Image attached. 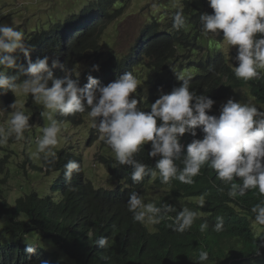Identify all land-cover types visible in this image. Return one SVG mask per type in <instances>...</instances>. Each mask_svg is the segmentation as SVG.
<instances>
[{"label":"clouds","instance_id":"clouds-1","mask_svg":"<svg viewBox=\"0 0 264 264\" xmlns=\"http://www.w3.org/2000/svg\"><path fill=\"white\" fill-rule=\"evenodd\" d=\"M132 1L0 0V181L29 184L6 196L0 183V204L25 198L28 217L1 224L0 239L29 255L67 254L40 232L55 226L93 258L174 240L198 213L172 204L200 200L187 194L204 181L231 201L234 222L263 232L264 0ZM9 248L0 243V258ZM93 251L70 264H96ZM181 260L264 264V246L219 241Z\"/></svg>","mask_w":264,"mask_h":264},{"label":"trees","instance_id":"trees-1","mask_svg":"<svg viewBox=\"0 0 264 264\" xmlns=\"http://www.w3.org/2000/svg\"><path fill=\"white\" fill-rule=\"evenodd\" d=\"M188 192L187 196L199 198L200 200H203L204 196V203L201 205L200 200L186 202L185 204L189 207L178 202L172 204V206L179 210L187 207L198 213L195 219L197 226L186 231L184 235L174 233V240H166L161 244L158 241H154L153 247L149 249L142 248L141 245L126 247L121 244L117 245L114 249L108 248V252H103L105 250L103 249L102 253L93 258L92 256L95 254V251L89 246L88 242H80L72 231L65 230L64 226H55V229L59 228L61 230L40 232L43 236L47 234L44 237L50 238L55 247L67 254L55 253V256L50 257L41 249L29 255L25 250L20 249L21 240H16L15 238L13 240L7 239V236L4 235L0 239V243L10 246L11 249L9 248L10 251L7 255L3 254V258H0V264H41L42 261H47V264H70L74 263L73 260L82 263L85 255L91 251L93 253L89 256V262L91 261L96 264H192L189 261L182 262L181 259H187V257L191 256L199 258V253L202 250L206 251L207 248L208 250H212L215 245L219 244V241H225L234 248L257 249L264 246V225H261L263 232L258 234L254 224L250 223L243 226L234 222V210L229 205L231 201H228L227 197L215 195L208 181L202 182L197 187L188 190ZM115 208L117 210L124 209V201H119L115 205ZM26 210L25 198L19 200V205H17L16 209L1 203L0 229L4 230L1 224L18 220L17 216L19 215L22 218L20 224H24L22 220L27 221L28 219V217L23 215ZM217 217L223 218L224 228L220 232H216L213 227L217 223ZM31 222L32 224H40L41 226L45 224V220H40V223L30 220L26 225L30 226ZM204 223H207L208 226L204 231H201V225ZM17 226L20 228V225ZM31 232H34V230H31ZM250 232L253 233L252 238L245 237ZM22 235L19 234L16 237ZM62 255L69 257V260L65 259L63 260L64 263H60L58 258Z\"/></svg>","mask_w":264,"mask_h":264},{"label":"rangeland","instance_id":"rangeland-1","mask_svg":"<svg viewBox=\"0 0 264 264\" xmlns=\"http://www.w3.org/2000/svg\"><path fill=\"white\" fill-rule=\"evenodd\" d=\"M34 1L29 0V2H34ZM175 1H177L181 4L183 3V0H175ZM154 2H155V0H133L132 6L134 9H139L140 7H142V5H146V9H148V8L154 6ZM43 7H45V6H43ZM223 50H228V47L223 46ZM23 98L24 97H19L18 98L19 102H23ZM20 147H22V145L17 144V148H20ZM79 147H83V145L80 144ZM35 148H36V145L34 144V146L31 150H33ZM96 152H97V146H94L93 149H91V151H90V155H94ZM25 153H26V151H24V150L23 151L18 150L16 153L15 163H17V164L22 163ZM100 170L104 171L103 167H101ZM88 173H89L90 178L93 179L95 182H97V171L94 170V168L91 166L90 161H88ZM0 183L2 184L4 195H6V196H10L12 193H15V189H17L20 193L27 191L29 189L28 182L22 176H18L16 178V183L10 179H8L5 182L0 181ZM13 202H14V200H13ZM38 239L40 240V239H42V237L38 236Z\"/></svg>","mask_w":264,"mask_h":264}]
</instances>
